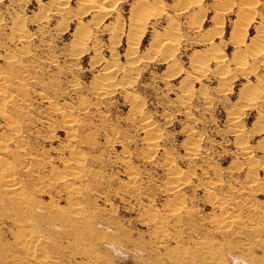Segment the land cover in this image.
I'll return each instance as SVG.
<instances>
[{
  "label": "rangeland",
  "instance_id": "obj_1",
  "mask_svg": "<svg viewBox=\"0 0 264 264\" xmlns=\"http://www.w3.org/2000/svg\"><path fill=\"white\" fill-rule=\"evenodd\" d=\"M58 1L0 0V264H264V0Z\"/></svg>",
  "mask_w": 264,
  "mask_h": 264
},
{
  "label": "bare ground",
  "instance_id": "obj_2",
  "mask_svg": "<svg viewBox=\"0 0 264 264\" xmlns=\"http://www.w3.org/2000/svg\"><path fill=\"white\" fill-rule=\"evenodd\" d=\"M84 1V3H85V6H88L89 8H92V9H94V8H99V10L101 11V13H106L107 11H110L111 10V8H110V10H109V8H103L102 7V4H103V2H105V1H107V0H83ZM114 1H118V0H111L110 2L111 3H113ZM55 2H64V1H58V0H55ZM146 9L148 8H150L149 6L148 7H145ZM146 9H144V11L146 10ZM147 9V10H148ZM146 10V11H147ZM140 12H141V10H139ZM145 11V12H146ZM148 11H150V10H148ZM138 13V12H137ZM147 13V12H146ZM141 14V13H140ZM144 14V13H143ZM148 14V13H147ZM135 15V14H134ZM144 15H146V14H144ZM144 15H142V16H144ZM132 16H133V14H132ZM140 16V15H139ZM139 16L138 15H135V18H138V22H134V23H137L136 24V26H139V25H141V22L142 21H140V20H142L143 19V17H141V19L139 18ZM134 18V19H135ZM133 20V19H132ZM131 20V21H132ZM135 21V20H134ZM240 22L241 20H237L236 22ZM133 23V25L135 26V24ZM243 23V22H242ZM237 25L236 26H239V29H240V27H242V25L244 26L245 24H240V23H236ZM240 24V25H239ZM135 26V27H136ZM140 27V26H139ZM133 28V27H132ZM131 28V29H132ZM237 29H238V27H237ZM237 29H235V32H240L239 30H237ZM242 29V28H241ZM135 30V29H134ZM137 30V29H136ZM139 30H137V32H138ZM133 32V31H132ZM134 32H136V31H134ZM136 32V33H137ZM243 32H245V28H244V31ZM264 32H262V34H263ZM168 34V33H167ZM261 34V35H262ZM88 35H83L81 38H80V42H78V41H75V42H77V43H75L76 44V46H73V47H75V48H77V49H79V48H81L82 47V45H83V42H85L86 40L88 41ZM131 39V38H130ZM138 41H139V37L137 38V40H136V43H138ZM131 43H134V42H131ZM264 43V41L263 40H261V39H259V38H253L252 40H251V48H248L247 49V52L248 53H251L250 52V50L252 49V51H256L257 50V52L259 51H263V49H261V45ZM74 44V45H75ZM167 44V43H166ZM165 44V45H166ZM132 45L133 46H135V44H130L129 45V48H133L132 47ZM168 45V44H167ZM76 49V50H77ZM245 51V50H244ZM245 53V52H244ZM243 53V54H244ZM129 56V55H128ZM127 56V57H128ZM209 57V56H208ZM207 57V58H208ZM220 56L218 55V54H213V55H211L209 58H211V59H215L216 61H219V60H217L218 58H219ZM206 58V57H205ZM209 58H208V60H209ZM206 60L205 59H203V58H200V59H198L197 61L195 60L193 63H195L194 64V68H195V70H198V71H203L204 70V67L206 66ZM235 63H236V65L238 66V67H241V68H243V67H245L246 66V62H245V60H244V57L242 56V55H239L238 56V58H236V61H235ZM129 67L130 68H132L133 69V67L132 66H130L129 65ZM129 71L131 72L132 70L131 69H129ZM226 73H228V71L226 70V69H224L223 70V74H226ZM100 80H98V83H97V87H96V89L99 91V92H107L108 91V89L109 88H111L112 87V85H113V79H112V77L109 75V73L108 72H105L104 73V75H101L100 77ZM98 78V79H99ZM259 87H260V85H259ZM189 91V89L187 88V87H185V90H184V94L185 93H187ZM255 91H256V89H255ZM262 89H260V90H258L257 89V93L259 94V93H262ZM256 92H253V94L251 95V94H249V95H251L246 101L247 102H250L251 103V101H253V100H255V96H256V98H258V94H255ZM260 97V96H259ZM246 99V98H245ZM244 100V99H243ZM245 101V102H246ZM234 120L236 119V116L233 118ZM237 146H238V148H239V150H240V152L243 154V155H245V156H247V158H248V161L250 162L251 160H252V158L249 156L250 155V149H249V147L243 142V140H241V139H239V141H238V143H237ZM190 149H193V148H190ZM250 158V159H249ZM253 162V161H252ZM251 170H252V166H251ZM69 172V171H68ZM72 172V171H71ZM70 172V175H68L69 173H67V175L68 176H71V177H74L76 174H74V173H71ZM11 181H7V179H6V181H5V185L7 186V187H12L9 183H10ZM178 182H179V179L178 178H176V179H173L172 181H171V185H173V186H175V185H177L178 184ZM9 185V186H8ZM13 188H14V186H13ZM12 188V189H13ZM15 189V188H14ZM13 189V190H14ZM75 209V208H74ZM77 209H75V213H77V211H76ZM74 211V210H73ZM225 218L223 217V219H221L220 221H223ZM159 224V225H158ZM161 224L158 222L157 223V226L159 227V228H161V226H160ZM160 232H162L161 230H160ZM162 236H163V234H161Z\"/></svg>",
  "mask_w": 264,
  "mask_h": 264
}]
</instances>
